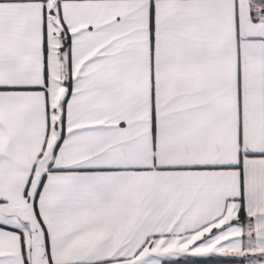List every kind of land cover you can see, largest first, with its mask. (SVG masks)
Masks as SVG:
<instances>
[{"label":"snow or ice","instance_id":"obj_1","mask_svg":"<svg viewBox=\"0 0 264 264\" xmlns=\"http://www.w3.org/2000/svg\"><path fill=\"white\" fill-rule=\"evenodd\" d=\"M0 264H264V0H0Z\"/></svg>","mask_w":264,"mask_h":264}]
</instances>
